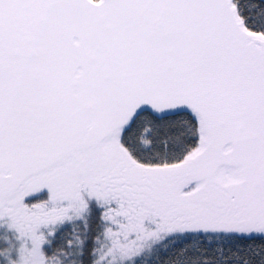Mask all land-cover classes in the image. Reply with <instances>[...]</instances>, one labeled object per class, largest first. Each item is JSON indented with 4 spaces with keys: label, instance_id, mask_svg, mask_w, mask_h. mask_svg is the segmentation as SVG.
<instances>
[{
    "label": "snow or ice",
    "instance_id": "obj_1",
    "mask_svg": "<svg viewBox=\"0 0 264 264\" xmlns=\"http://www.w3.org/2000/svg\"><path fill=\"white\" fill-rule=\"evenodd\" d=\"M0 264H264V0H0Z\"/></svg>",
    "mask_w": 264,
    "mask_h": 264
}]
</instances>
